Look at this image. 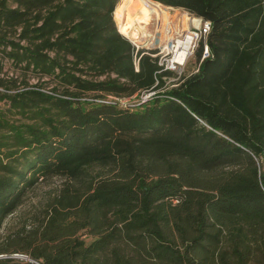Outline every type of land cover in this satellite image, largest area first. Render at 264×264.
I'll use <instances>...</instances> for the list:
<instances>
[{"label": "trees", "instance_id": "trees-1", "mask_svg": "<svg viewBox=\"0 0 264 264\" xmlns=\"http://www.w3.org/2000/svg\"><path fill=\"white\" fill-rule=\"evenodd\" d=\"M154 1L211 24L169 86L118 0H0V264H264V0Z\"/></svg>", "mask_w": 264, "mask_h": 264}, {"label": "rangeland", "instance_id": "rangeland-1", "mask_svg": "<svg viewBox=\"0 0 264 264\" xmlns=\"http://www.w3.org/2000/svg\"><path fill=\"white\" fill-rule=\"evenodd\" d=\"M11 4L15 6V3L11 2ZM195 17L196 16L189 14L181 8L164 5L154 0H118L113 10V19L117 29L118 25L133 26L134 29L132 30H136L138 36L142 40L150 39L155 45L161 44L165 39L169 38L174 31L187 29L190 26L189 23L195 19ZM137 43H139V47L152 48L147 46V42L146 45L141 42ZM4 67L8 69L4 77L16 78L17 87L23 85V82L36 84L48 81V83L43 84L42 88L50 91V89H52L51 87L55 85V81H51V79L47 77L38 80L31 70L22 69L21 71L19 66L16 67V65H13L11 60L6 61ZM196 67L197 62L195 60V54H193L189 56L180 67L172 69V74L170 76L164 77V84L167 86L174 84L179 76L195 71ZM3 74H5L4 71L0 73V76H3ZM109 99L117 101L120 105H133L141 100V96L139 94L128 98L116 99L114 97H109ZM5 109L6 106L4 102H0V110L5 112ZM14 117L18 118L19 115ZM59 183L60 179L55 177L50 178L37 185L34 190L29 191L23 205L19 207L18 211L13 216L9 217L5 227L13 225L18 217L17 214L27 212V210L31 209L38 201L42 200L45 195L53 190ZM4 229H2L0 233H2ZM83 237L87 241L90 239L87 235H83Z\"/></svg>", "mask_w": 264, "mask_h": 264}, {"label": "built area", "instance_id": "built-area-1", "mask_svg": "<svg viewBox=\"0 0 264 264\" xmlns=\"http://www.w3.org/2000/svg\"><path fill=\"white\" fill-rule=\"evenodd\" d=\"M196 18L198 21H196V23L191 22L187 29L176 30L161 44L152 46V48L154 47L157 49L154 55L157 56V62L161 66V69L172 70L180 67V65L185 63L189 56L196 53V50L201 42L203 43V49L200 59L209 54L208 46L206 45L205 40L211 27L210 21L202 19L201 17ZM132 43L137 48L139 47V43ZM179 54L182 55L181 60H178L177 58ZM153 92L154 91L142 92L140 94L141 101L151 96ZM13 255L25 257L24 255L17 253H14Z\"/></svg>", "mask_w": 264, "mask_h": 264}, {"label": "bare ground", "instance_id": "bare-ground-1", "mask_svg": "<svg viewBox=\"0 0 264 264\" xmlns=\"http://www.w3.org/2000/svg\"><path fill=\"white\" fill-rule=\"evenodd\" d=\"M196 23V22H195ZM136 27V26H134ZM118 29H119V32H121L123 35L127 36L132 42H141V43H144L146 45V42H147V46H154V42L150 39H145V40H142L138 34H137V31L136 30H132L134 29L133 26L132 27H129V26H119L118 25ZM178 60H181L182 58V55L179 54V56L177 57Z\"/></svg>", "mask_w": 264, "mask_h": 264}, {"label": "crops", "instance_id": "crops-1", "mask_svg": "<svg viewBox=\"0 0 264 264\" xmlns=\"http://www.w3.org/2000/svg\"><path fill=\"white\" fill-rule=\"evenodd\" d=\"M196 21H198V19L195 17V19H193L191 22H196ZM191 22H190V23H191ZM190 23H189V24H190Z\"/></svg>", "mask_w": 264, "mask_h": 264}]
</instances>
